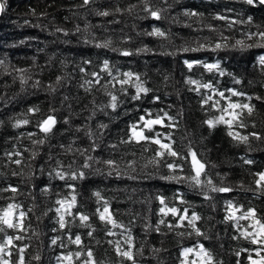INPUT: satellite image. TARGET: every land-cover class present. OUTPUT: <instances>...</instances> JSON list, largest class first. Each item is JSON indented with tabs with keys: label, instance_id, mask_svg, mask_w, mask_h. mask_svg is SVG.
Segmentation results:
<instances>
[{
	"label": "trees",
	"instance_id": "1",
	"mask_svg": "<svg viewBox=\"0 0 264 264\" xmlns=\"http://www.w3.org/2000/svg\"><path fill=\"white\" fill-rule=\"evenodd\" d=\"M4 3L2 19L6 21L0 32V60L4 61L0 65V189L13 186L19 191L16 194L0 191V207L14 202L24 211L33 209L29 212V219L32 229L40 235L34 236L31 230L23 234L27 237L23 243L30 245L26 252L29 264H56L58 255L76 250L73 245L63 249L50 243L52 238L64 236V230H59L56 223L55 208L58 205L55 201L69 196L70 190L66 187L69 183L76 187L80 211L91 215L99 206L93 195L96 191L110 202L116 219L132 230L136 248L143 249V254L137 255L139 264H180L182 249L197 242L204 243L222 264H237L238 261L239 264H248L247 253L242 252L240 257L235 253L255 245L244 239H233L237 232L235 225L225 220L226 202L231 200L245 209L254 207L258 215L264 217V192L257 190L254 183L255 173L264 171V139L250 137V142L243 144L230 137L224 125L208 128L204 121L218 113L209 106H201V93L206 95L207 90L201 89L198 93L193 90L195 85L185 81L188 77L201 82L211 81L219 90L236 88L252 96L256 114L246 118V129L236 128L235 131L245 135L257 132L264 136V100L255 99L256 96L264 97V70L258 64L264 49L238 51L230 47L235 39L241 38L242 32L255 31L254 25L264 26V6H249L243 0H92L88 5H84L83 0H5ZM145 3L150 8L161 9V19L157 20L144 11ZM117 8L121 11L117 12ZM101 11H108L110 15H98ZM185 11L201 15L188 17L184 15ZM217 15L236 20L251 16L254 24H236L230 30L226 21L214 19ZM154 27L165 31L167 38L148 35ZM221 34L229 37L228 49L187 53L179 50L183 46H194L195 40L214 42ZM108 40L112 41L110 47H96ZM144 49L148 51H142ZM9 50L11 53L4 56L3 53ZM122 50L134 54L124 56L120 54ZM104 60L109 61L113 75L123 78L124 72L138 73L153 91L140 100L131 99L134 94L131 87L126 86L128 94H122L120 86L117 84L113 88L114 81L101 71ZM184 60L219 61L226 75L209 73L202 67L189 72ZM81 68L85 72H81ZM94 71L101 73V84L107 83L106 89L94 85L87 90L89 85L84 81L94 80L90 75ZM21 75L26 82L22 83ZM58 77L61 78L59 84L56 83ZM235 79L242 83L235 84ZM49 85L55 88L54 92ZM109 91L120 101L115 110L105 107L110 102ZM154 96H158L159 101L154 100ZM233 99L247 102L242 97ZM30 108L39 111L29 112ZM146 111L153 115L167 111L176 117L178 127L172 131L177 150L184 153L191 144L207 163L208 178L217 186L223 184L234 190L217 193L207 187L194 186L189 181L162 180L160 177L167 175L168 171L148 164L152 151L144 152L136 144L110 148V144H119L128 126ZM49 114L55 115L58 123L45 138L37 122ZM23 119H28L29 123L16 127V122ZM100 124L107 125V128L99 129ZM157 130L169 131L160 127ZM89 131L93 133L91 138L86 135ZM29 134H33L31 138ZM38 139H45V143L34 145L33 140ZM93 140L99 145L95 151L92 150ZM78 149L88 151L81 155ZM17 151L22 156H13L12 159H22L19 166L7 155ZM33 151L39 153L35 159L31 157ZM88 155L94 160L89 161L91 167L83 168ZM106 159H115L122 171L128 161L136 160V172L131 174L139 179L118 178L115 172L109 176L110 169L103 163ZM245 159L254 163L246 164ZM96 160L100 162L96 163ZM146 164L148 166L144 167ZM58 165H62L65 172L81 170L85 178L60 180L55 175V171L61 170ZM14 172H22V175H13ZM179 174L188 176L194 173L185 163L184 172ZM158 193L178 207H187L189 214L193 211L199 214L202 219L197 226L211 239L204 240L195 234L189 236V228L169 231L162 225L160 233L145 231L147 223L155 225L160 218V205L155 199ZM202 193L211 198L205 199ZM177 195L187 203L180 205L173 200ZM45 212L47 214L43 215ZM37 216L42 218L37 220ZM166 219L175 222L171 216ZM91 223L96 229L93 238L84 235L89 231L86 228L73 226L71 231L82 235L84 243L92 247L102 264H129L121 261L108 244V240H122L120 233L123 230L116 229V236H107L103 223L95 216H92ZM240 223L247 226L248 222ZM54 228L57 231H53ZM179 232L185 235L180 236ZM8 234H12V230H8ZM64 242L67 243L66 238ZM153 248L161 251L154 253ZM37 252L41 260H31Z\"/></svg>",
	"mask_w": 264,
	"mask_h": 264
},
{
	"label": "snow or ice",
	"instance_id": "2",
	"mask_svg": "<svg viewBox=\"0 0 264 264\" xmlns=\"http://www.w3.org/2000/svg\"><path fill=\"white\" fill-rule=\"evenodd\" d=\"M92 0H83L84 5H88ZM166 2V0H165ZM249 6L257 7L264 6V0H243ZM132 7H135L133 5ZM5 11V3L3 0H0V13ZM117 12L121 11L119 8L116 9ZM131 11V8L128 9ZM144 11H146L151 17L159 20L161 19V9H153L148 7L145 3ZM101 16H109L110 12L101 11L98 13ZM185 16L195 17L201 15L195 11H185ZM214 19L226 21L227 27L231 30L236 24H248L253 25V18L248 16L243 20L232 19L228 16L217 15ZM211 28V26H208ZM256 28L255 31H245L240 34L241 38L235 39L231 43V49L238 51H247L252 48L264 49V26L254 25ZM214 31V29H212ZM58 31H62L58 29ZM67 34V33H65ZM150 36H156L161 38H167V33L162 31L159 28H153L152 32L147 33ZM112 41L108 40L104 43L97 44L96 47L108 48L110 47ZM193 45L183 46L179 50L182 52H200V51H212L218 52L229 48V37L220 35L219 39L216 41L202 42L200 40L193 41ZM142 51H148L144 49ZM121 55L131 56L134 53L130 50H122ZM84 63L90 64L91 61H85ZM184 65L189 72L195 67H202L206 72L218 73L219 76L226 75L225 70L221 68L219 61L214 63H209L204 60H184ZM4 61L0 60V65H3ZM258 64L264 70V55H261L258 59ZM101 71L108 74L111 78V81H114L113 88L118 84L119 91L127 95L128 87L134 89V94L131 96L133 100H140L142 96H147L153 90L146 86L145 81L141 79L140 74L134 73L132 71L124 72L122 74L123 78H120L117 75H113L112 69L110 67L109 61L104 60L102 62ZM23 73L24 70H18ZM81 72H85L84 68L80 69ZM90 75L94 80H85L84 83L89 85L90 90L94 85H100L102 88H107V83L101 84L103 77L100 72H91ZM61 78H57L56 83H60ZM21 81L26 82L23 75H21ZM185 83L189 85H195L194 91L200 93L201 89L207 90V94L201 93V106H209L211 109H214L218 115L213 118L206 119L204 123L210 129L216 128L218 125H224L228 129V135L232 137L236 142L248 144L250 142V137L256 140L264 139L260 133L251 132L249 134H241L239 131H235L236 128L246 129L248 124L245 122L247 117H252L256 114V106L251 103L253 97L247 95L245 92H242L236 88H229L227 90H219L215 84L211 81L201 82L197 79H192L188 77ZM235 84H241L242 81L239 79L234 80ZM39 84V81L36 82V85ZM35 86V85H34ZM128 86V87H126ZM49 88L54 92L55 88L49 85ZM107 95L110 97V102L105 107H110L115 110L119 104V98L116 94L109 91ZM244 98L247 102L233 98ZM154 100L159 101L158 96L153 97ZM256 100H264V97L256 96ZM29 112H38V108H30ZM54 111V110H53ZM94 114V113H93ZM182 113H178L180 115ZM29 123L28 119L18 120L15 124L16 127L21 125H27ZM58 123L57 117L55 115L49 114L42 120L37 122V127L42 133L45 134L47 138L48 134L52 133L56 124ZM67 123V121H65ZM255 127V124L252 125ZM165 128L169 131L161 132L157 128ZM178 127V121L176 117L169 115L167 111H164L163 114L153 115L151 112H145L144 115L138 117L137 121L131 123L127 131L125 132L124 137L119 141V144H110L109 147L112 149H117L119 145H128L136 144L140 145L144 152L152 151L153 155L148 161V164H151L153 167L160 168L163 167L167 169L168 174L163 175L160 179L165 181H189L194 186L207 187L211 192L217 193H230L234 189L230 186L221 184L217 186L213 183L212 179L208 178L207 173V163L204 162L198 155V153L193 150L191 144L187 146L186 152L182 153L177 150L175 147L176 141L173 139L174 129ZM99 129L107 128V125L100 124L98 125ZM33 134H29L31 138ZM90 138L93 136L91 131L87 132ZM100 135H103L101 132ZM45 139L33 140L34 145H43ZM155 146V147H152ZM99 148V145L93 140L92 150L95 151ZM27 151V149H25ZM81 155H84L87 152V149L79 150ZM39 153L33 151L31 153L32 159H35ZM9 159L12 163L16 165H21L23 160L20 158L12 159L13 156L21 157L22 153L17 151L14 153H7ZM134 155V154H133ZM94 158L91 155L86 157L83 168L91 167L89 161H93ZM99 163V160L95 161ZM103 163L110 169L108 175H113L115 172L118 178L126 176L128 179L136 180L139 179L137 175H132L131 173L136 172V160H130L124 165V171L121 170L120 164L115 159H106ZM185 163L189 166L191 175L184 176L179 173L184 172ZM244 163L253 164L254 161L251 159H245ZM148 165H144L147 167ZM61 170L55 171V175L63 181H75L78 179H84L85 173L81 170L65 172L63 171V166L58 165ZM71 168V165H69ZM41 171L43 169L41 168ZM99 172L100 169H97ZM13 175H22V172H14ZM51 175V173H49ZM257 177L254 180L257 190L264 192V171H259L255 173ZM66 187L70 190L69 196H66L61 199H57L55 204L58 207L55 208V213L57 214L56 223L59 230H64V236H57L51 239V245H58L60 248L68 249L69 245L76 246V250H67L66 252L58 255L56 257V264H102L101 261L97 260L94 255L92 247L84 243V239L81 234L74 233L71 231L73 226L79 228L89 229L84 235L93 238V233L96 229L91 223L92 216H95L100 222L104 225V232L107 236H116L118 233L116 229L123 230L121 235H123L122 240H108V244L112 245L115 253L121 259V261H128L129 264H139L137 260V255L143 254V249H137L134 242V237L132 235V230L128 228L125 224L119 222L116 219L115 213L111 207L110 202L105 199L99 191L93 193L96 198V202L99 205L95 208L94 212L89 215L83 211H80L77 204V193L76 187L73 184H66ZM0 191H10L13 194L18 193L19 189L17 187L10 186L8 188L0 189ZM42 191H48V189H42ZM205 196V199H210L207 193H202ZM155 199L158 201L160 207L158 208V222L153 225L150 222L147 223L145 231L151 230L156 233L161 232V226L163 225L169 231H174L177 228H189L191 231L187 235L191 236L195 234L197 237H202L204 240H209L211 237L206 235L205 232L201 231L200 227L197 226L198 222L202 219L199 214L196 212H191L189 214V209L187 207L181 208L176 206L175 203H172L168 198L163 194H157ZM173 200L179 202L180 205H184L187 202L183 199L181 195L173 197ZM33 209H28L24 211L21 208V205L18 203H8L6 207H0V264H29V261L26 260V252L30 247L29 244L23 243L26 240L24 233L29 230L32 231V234L36 237H39L40 233L35 229H32L31 222L29 219V212H32ZM51 211V209H49ZM226 222H231L235 225L237 235L233 239H244L247 240L251 245H255L254 248L241 249L237 251L235 255L237 257L241 256V253H247L248 264H264V217L258 215L257 210L254 207H249L245 209L242 205L233 203L229 200L226 202ZM45 212L43 215H46ZM171 216L175 222L172 220H167L166 218ZM42 217L37 216L36 219L40 220ZM26 221L28 223L26 224ZM246 221L247 226L242 225L240 222ZM8 230H12V234H8ZM57 231V229H53ZM180 236H184V232L177 233ZM67 240V243L64 240ZM59 241V244H58ZM97 244L100 241H96ZM154 253H159L161 249L153 248ZM182 259H180V264H222L221 261H217L213 256L211 250L205 246L204 243L197 242L194 246L185 247L180 253ZM31 260L40 261L41 256L37 252L31 257ZM239 264V261L237 262Z\"/></svg>",
	"mask_w": 264,
	"mask_h": 264
},
{
	"label": "rangeland",
	"instance_id": "3",
	"mask_svg": "<svg viewBox=\"0 0 264 264\" xmlns=\"http://www.w3.org/2000/svg\"><path fill=\"white\" fill-rule=\"evenodd\" d=\"M7 2H11V0H6ZM5 19L3 20H1L0 21V32H1V30H3V24L5 23ZM10 47H13L14 48V45H10ZM9 53H11L10 52V50L9 51H5L4 53H3V55L5 56V54H9ZM1 57V56H0Z\"/></svg>",
	"mask_w": 264,
	"mask_h": 264
},
{
	"label": "water",
	"instance_id": "4",
	"mask_svg": "<svg viewBox=\"0 0 264 264\" xmlns=\"http://www.w3.org/2000/svg\"><path fill=\"white\" fill-rule=\"evenodd\" d=\"M5 0H3V2H4ZM3 15H4V12L3 13H0V21H1V19L3 18Z\"/></svg>",
	"mask_w": 264,
	"mask_h": 264
}]
</instances>
